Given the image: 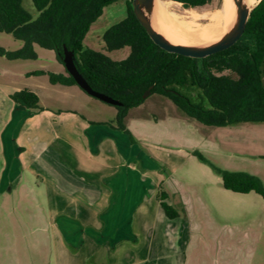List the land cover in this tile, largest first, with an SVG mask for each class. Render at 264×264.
Masks as SVG:
<instances>
[{
  "label": "rangeland",
  "instance_id": "1",
  "mask_svg": "<svg viewBox=\"0 0 264 264\" xmlns=\"http://www.w3.org/2000/svg\"><path fill=\"white\" fill-rule=\"evenodd\" d=\"M22 1L36 19L32 1ZM160 2L193 29L209 23L223 4L214 0L195 10ZM126 16V0L105 8L84 46L115 62L128 58L130 48L107 52L103 42L104 34ZM23 46L12 34L0 33V47L6 51ZM34 50L35 59L0 56V143L10 137L25 148L20 175L0 194V264H66L63 246L80 255L77 264L127 262L132 257L125 247L129 240H108L102 246L98 241L108 230L105 217L119 199L121 182L134 171H139L141 191L130 226L143 240L161 209L157 197L164 191L166 202L179 214L171 220L163 213L171 223L169 231L178 230L188 239L184 264H264V197L225 190L219 172L255 176L264 188V122L207 126L150 92L124 121L135 140L130 147L122 132L119 138L102 137L91 126L117 125L118 110L79 86L52 85L39 73L66 74L65 65L55 51L38 45ZM25 88L39 96V110L30 112L11 100L10 95ZM68 221L76 223L70 234ZM76 230L94 241L93 250L63 241Z\"/></svg>",
  "mask_w": 264,
  "mask_h": 264
},
{
  "label": "trees",
  "instance_id": "2",
  "mask_svg": "<svg viewBox=\"0 0 264 264\" xmlns=\"http://www.w3.org/2000/svg\"><path fill=\"white\" fill-rule=\"evenodd\" d=\"M38 12L34 19L22 0H0V33L12 34L24 43L21 50L0 56L9 59H35L34 46L55 51L63 63L64 47L76 55V66L96 91L122 103L115 130L135 140L124 121L129 111L139 107L150 90L170 99L186 116L207 126L227 127L245 122H264V0L253 8L243 36L229 49L203 59L168 53L157 46L126 0L127 16L103 36L107 52L130 48L120 62L105 53L84 46L92 25L105 8L120 0H31ZM185 9H201L214 0H168ZM67 38L69 39L67 42ZM64 64V63H63ZM52 85L78 86L66 74L40 72ZM11 100L30 112L40 109V98L29 88L10 95ZM200 160L203 157L196 154ZM225 190L239 194L256 192L264 197L260 179L246 173L219 171ZM158 201L168 219L179 217L160 191Z\"/></svg>",
  "mask_w": 264,
  "mask_h": 264
},
{
  "label": "crops",
  "instance_id": "3",
  "mask_svg": "<svg viewBox=\"0 0 264 264\" xmlns=\"http://www.w3.org/2000/svg\"><path fill=\"white\" fill-rule=\"evenodd\" d=\"M91 126L98 127L95 132L102 137L109 134H115L117 137L120 134L119 132H121L115 130L106 123L91 124ZM123 134L126 135L125 133ZM4 140L0 143V194L7 192L8 185L16 181L20 175L19 171L22 168V151L25 150V148L19 144L20 142L15 139L8 137ZM123 141L125 142L124 139ZM128 144L132 147L130 140ZM126 146L128 147V145ZM140 183L139 171L130 172L128 177L123 179L119 186V190H121L118 196L119 199H117L116 203H112L114 204L112 207L113 210L105 217L108 230L100 233L98 245L102 246L101 244L106 243L108 240L116 242L121 240L131 241H128L125 247H128L127 252L131 253L132 257L123 264H184L183 253L188 246L187 236L185 237L183 233L178 232V230L176 232L169 231L168 226L171 223L164 217L165 213L162 208L159 210L154 225L150 228L146 236V240H143V237L138 233L136 234L131 228L132 226H130V224L135 212L132 209L133 207L135 209L140 202L139 196L141 188L138 187ZM159 220L161 225L159 224L158 228ZM75 224L76 223L73 221H68L67 225L71 226L68 227L67 233H69L70 228ZM57 238L59 241H62L60 234L57 235ZM54 239L55 237L53 240ZM64 239L75 248L93 250L96 246L92 239V241H89L87 238H83L77 230L72 231L71 235H65L63 241ZM41 245L43 247L44 245L46 246L44 240L43 243L41 242ZM62 250L64 255L68 258L66 264H77L80 255H73V253H70L67 247L64 246Z\"/></svg>",
  "mask_w": 264,
  "mask_h": 264
},
{
  "label": "water",
  "instance_id": "4",
  "mask_svg": "<svg viewBox=\"0 0 264 264\" xmlns=\"http://www.w3.org/2000/svg\"><path fill=\"white\" fill-rule=\"evenodd\" d=\"M158 0H132L131 6L134 14L144 27L152 41L168 53L184 57L203 59L216 53L225 51L235 45L243 36L253 7L248 6L244 0H233L237 7V15L234 24L219 40L206 45L175 44L162 35L153 24L155 6ZM66 71L74 78L77 85L89 96L96 98L111 106H122V103L104 93L94 90L83 78L76 66V55L72 50L64 47L62 56ZM150 93L147 90L143 98Z\"/></svg>",
  "mask_w": 264,
  "mask_h": 264
},
{
  "label": "bare ground",
  "instance_id": "5",
  "mask_svg": "<svg viewBox=\"0 0 264 264\" xmlns=\"http://www.w3.org/2000/svg\"><path fill=\"white\" fill-rule=\"evenodd\" d=\"M244 1L250 7L255 6L254 0ZM165 6L160 0L157 1L153 24L164 37L175 44L206 45L213 43L228 32L237 15L234 1L223 0L221 8L214 11L209 17V23L193 29L195 27L192 23L180 20L177 14L169 12ZM198 16H194V18L199 19Z\"/></svg>",
  "mask_w": 264,
  "mask_h": 264
}]
</instances>
